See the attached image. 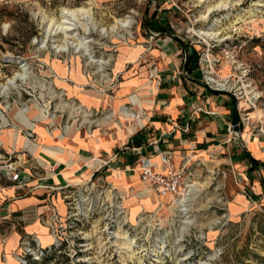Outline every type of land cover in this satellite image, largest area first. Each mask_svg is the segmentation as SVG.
<instances>
[{
	"label": "rangeland",
	"instance_id": "obj_1",
	"mask_svg": "<svg viewBox=\"0 0 264 264\" xmlns=\"http://www.w3.org/2000/svg\"><path fill=\"white\" fill-rule=\"evenodd\" d=\"M125 19L129 31L117 27ZM191 52L194 72L184 67ZM179 76L194 93L205 84L228 94L230 123L235 104L244 117L239 135L211 146L192 143L191 119L170 121L167 133L190 141L182 164L195 191L185 204L135 176L114 183L108 169L109 158L135 152L132 132L144 144L160 140L144 124L150 108L133 99ZM186 122L189 130L177 128ZM71 133L102 146L86 154L99 169L75 186H92L95 211L66 219L61 244L34 264H264V162L252 171L242 143L264 140V0H0V178L10 162L23 170V154L45 175L29 152L48 137L59 152Z\"/></svg>",
	"mask_w": 264,
	"mask_h": 264
},
{
	"label": "crops",
	"instance_id": "obj_2",
	"mask_svg": "<svg viewBox=\"0 0 264 264\" xmlns=\"http://www.w3.org/2000/svg\"><path fill=\"white\" fill-rule=\"evenodd\" d=\"M170 83L172 85L160 88L156 94L153 90H141L145 98L139 100L136 96L133 99L136 104L150 108V112L144 117V124L153 127L161 136L160 140L154 143V139L144 144L137 135L139 131L135 134L134 131L127 142L128 149H131L129 142L134 141L135 147L149 156L152 163L160 168L163 167L164 151L171 152L172 161L176 166L182 165L190 143L188 137L180 130L173 135L167 133L172 127L170 121L191 119L193 130L190 138L194 139L192 143H209L208 146L216 140L227 137L228 131H231V123L226 116V107L229 108L231 103L228 94L222 91V93H213L205 84L204 87L199 86L194 93L180 76ZM153 94H155L154 98ZM10 136L11 133L8 132L4 133L3 137ZM17 137L20 146L23 144V138ZM243 137L244 147H248V151L255 159L264 162V140L260 134L255 137L252 135L247 137L243 135ZM69 139L65 141L59 152L51 145L49 137L43 139L45 145L41 150L29 152L41 164L40 167L45 170V175L43 171L33 166L34 158L26 159L23 154L25 159H21L23 162L27 161V164L23 165L20 174L26 185L18 186L9 179L0 178V216L8 214L6 219L0 221V264H16L14 255L21 252L20 244L23 239L37 241L41 247L52 244L54 217L59 221L65 220L70 194L74 191L77 194L76 185L85 177L93 175L101 166V159L91 156L99 154L102 147L99 141L92 142L89 146L81 140V136L74 133H71ZM87 151H90V157L86 155ZM121 153L123 155L119 156V153L109 158L108 169L111 171L114 183L118 179L119 185L127 184V175H129L137 177L140 184H143L139 180L137 152L122 151ZM258 166L255 170L262 168L259 164ZM71 186H76V189L68 190Z\"/></svg>",
	"mask_w": 264,
	"mask_h": 264
},
{
	"label": "built area",
	"instance_id": "obj_3",
	"mask_svg": "<svg viewBox=\"0 0 264 264\" xmlns=\"http://www.w3.org/2000/svg\"><path fill=\"white\" fill-rule=\"evenodd\" d=\"M212 68V67H210ZM211 73L210 71H208ZM215 82V79H211ZM209 84V83H208ZM210 87H212L210 85ZM242 121L244 122V117ZM190 122H186L183 125H177L178 129L189 130ZM157 143V141H156ZM157 148V147H156ZM138 154L136 161L139 180L147 187L155 190L157 195L161 198H169L171 200H179L183 197L190 189L192 183L191 180V170L187 164H182L176 166L172 161V155L170 151H164L162 154V168L156 167L151 158L144 153H142L139 148H133ZM158 150V148L156 149ZM3 174L8 177L9 180L15 182L18 186H25L26 182L23 177H21L20 171H18L13 164L10 162L2 166ZM92 187V186H91ZM91 187H81L75 197L68 200V211L64 221H59L58 218L54 217L55 227L52 232L53 244L48 247H40L37 241L30 239H23L21 241V252L23 256H30L28 259L34 261L40 259L45 252L50 253L55 248L61 244V227L62 223L66 219L70 220L73 224L79 222L81 219L89 217L96 207V201L93 199ZM8 214L1 215L0 221L6 219ZM21 264H26L27 259L22 257H17Z\"/></svg>",
	"mask_w": 264,
	"mask_h": 264
},
{
	"label": "bare ground",
	"instance_id": "obj_4",
	"mask_svg": "<svg viewBox=\"0 0 264 264\" xmlns=\"http://www.w3.org/2000/svg\"><path fill=\"white\" fill-rule=\"evenodd\" d=\"M131 24H132V22L130 21V19H125V20L119 21L117 27H119L120 29H123L125 31H129V28L131 27ZM212 30H209V32H204V34L209 36L210 38L217 37L219 35V32L215 33V32H212ZM220 86H222V85H220ZM222 87L225 88V86H222ZM120 113L124 116V118H129V119L135 118L134 113H131V112L125 110V109H121ZM194 187H195L194 185H191L190 190L188 191V193H186V195L183 196L184 199L180 203H183V204L187 203L188 197L193 195V193L195 191Z\"/></svg>",
	"mask_w": 264,
	"mask_h": 264
},
{
	"label": "trees",
	"instance_id": "obj_5",
	"mask_svg": "<svg viewBox=\"0 0 264 264\" xmlns=\"http://www.w3.org/2000/svg\"><path fill=\"white\" fill-rule=\"evenodd\" d=\"M197 58H198V56H197V54L195 53V52H191L190 53V56L188 57V60H187V62L185 63V68H186V70H188L189 72H194V71H197V68H198V63H197ZM210 91H212V92H214V93H220V91H218V90H210ZM233 104H235V100H234V103ZM246 156L250 159V161H251V170L253 171V170H255L256 168H258L259 166H258V164H259V161L257 160V159H255L253 156H251L248 152L246 153ZM49 253H47V252H45L44 254H43V256H42V258L44 259V258H46L47 257V255H48ZM28 263V262H27ZM34 264V263H36V261H30L29 262V264Z\"/></svg>",
	"mask_w": 264,
	"mask_h": 264
},
{
	"label": "water",
	"instance_id": "obj_6",
	"mask_svg": "<svg viewBox=\"0 0 264 264\" xmlns=\"http://www.w3.org/2000/svg\"><path fill=\"white\" fill-rule=\"evenodd\" d=\"M242 117L238 108V105L235 104L232 109V118H231V131L240 134V125H241Z\"/></svg>",
	"mask_w": 264,
	"mask_h": 264
}]
</instances>
